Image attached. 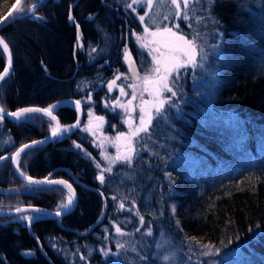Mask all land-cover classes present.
I'll use <instances>...</instances> for the list:
<instances>
[{"label":"trees","instance_id":"obj_1","mask_svg":"<svg viewBox=\"0 0 264 264\" xmlns=\"http://www.w3.org/2000/svg\"><path fill=\"white\" fill-rule=\"evenodd\" d=\"M15 1L0 0V20ZM129 2L27 0L25 11L33 4L36 10L0 31L12 56L0 85L5 111L61 104L55 115L61 126H72L78 109L69 105L91 98L94 113L119 127L123 116L109 82L117 89L130 84L125 47L140 74L149 65L136 40L145 33L142 12L129 10ZM190 8V20L176 24L201 50L197 63L173 80L169 104L134 138L131 165L118 164L101 183L84 155L94 158L95 150L79 130L22 154L20 172L67 181L77 207L56 221L35 214L0 220V264H49L20 217H35L34 237L54 264H183L186 253L197 250L217 253L218 264H264V167L247 170L264 166V157L249 153L256 142L264 145V0H214L211 6L193 0ZM5 65L0 50V72ZM52 128L37 115L0 120V156L6 158L0 161V210L64 209L66 188L25 185L10 164L14 150ZM121 203L131 211L117 212ZM114 226L128 240L122 248L114 243ZM164 241L173 259L165 260ZM105 247L118 258L105 256Z\"/></svg>","mask_w":264,"mask_h":264},{"label":"snow or ice","instance_id":"obj_2","mask_svg":"<svg viewBox=\"0 0 264 264\" xmlns=\"http://www.w3.org/2000/svg\"><path fill=\"white\" fill-rule=\"evenodd\" d=\"M196 3H201V0H195ZM20 3V0H17V4ZM145 3V0H132L131 4H126L125 6L127 8H131L132 11H136V9L133 7V5H142ZM146 3L148 7H152L153 5V0H146ZM193 0H171V4L175 5V12L173 14L175 19H182L184 21H189L190 20V5H192ZM214 3V0H207V4L211 6ZM36 4H33L32 7H29L26 11L28 14H32L36 10ZM71 8V6H70ZM25 9L17 7L15 14L9 13L8 17L4 18L3 20H0V24L7 23L9 20H12L15 18L16 15H19L21 13H24ZM148 15V13H145V16ZM35 19H43L42 17H33ZM91 18V17H89ZM169 16H166L165 19H169ZM68 19L72 21L74 17L71 15V11L69 12V17ZM140 21L143 23L144 22V16L139 17ZM202 19V18H199ZM199 22V20H198ZM191 26V25H189ZM77 27V41L79 42L80 40V34H79V24L76 25ZM179 24H174L172 27H169L167 25L164 26H158L157 30L154 32H149V27H145L144 32L145 36H139L137 35V42L140 44V47L142 49L149 48V43H154L158 45L157 48L151 49L149 51V55L152 54L153 51L160 52L159 56H152V61L155 67L151 68L149 70V74H146L143 77V80L147 85H150L152 88V92L150 94H155L156 98L158 99V103L150 105V107L155 108V112L157 114L161 113V109L165 105V101L159 99V96L161 92L167 91L171 92L172 88L169 86L170 84V77L174 79H178V76H174L173 74L178 73V71L181 68H186L189 64L196 65V60H197V55L201 51L198 49V46L195 42V40H190L185 37L182 33L179 32ZM173 28L177 29L176 31L173 30ZM133 35H136L135 33ZM150 35L153 40L151 42H147V36ZM0 46L3 48L4 53H9V43L5 41L3 37H0ZM160 48L166 49V51H160ZM93 52L96 51V49H92ZM124 58L125 60L129 63V71L134 72L135 74V65L131 60V54L128 52L127 47H125L124 51ZM10 68H11V56L9 55V62L8 65L4 68L3 72H0V81H4L8 75H10ZM47 69H45L46 71ZM151 73H156L158 74L155 79L151 78ZM139 78V77H138ZM120 76L118 75L116 77V80H119ZM115 80L109 82V90L115 85ZM135 88V85H133ZM147 90V87H146ZM121 94H125L123 88H121ZM175 95V93H173ZM131 103V102H129ZM147 103V102H146ZM76 106L79 109L80 107V101H76ZM119 107H124V105H118ZM57 105H50L47 108H21L15 112H6L4 107L0 105V120L4 119V116H11L16 118L17 120H20L25 117L26 114H31V113H43L49 117L53 121L56 120V117L53 115V111ZM141 118H140V127L136 128L135 131H132L129 133L127 137H125L124 133H120L117 139L120 138H125L128 141V146L127 150L123 155H117L116 157H105V159L108 160L109 164L107 168L101 169V174H99L96 179L99 180L101 183H104L105 181V176L103 175L104 172H111L112 171V164L117 163V162H122L126 163L128 165H131L133 162V157L135 153V147L132 144V137H138L140 133H147L149 131V125L153 121V116L151 114H147V120H145V114L147 113L148 110H146L144 107H141ZM89 116H92V113L89 112ZM97 120L103 122V117H96ZM79 124V121L77 124L72 125L70 127H64L61 130V126L57 122L56 126L52 128V138H57L60 135H62L63 132H67L70 130L71 127H77ZM91 131V128L87 129ZM43 141H33L32 144H25L21 148L17 149L16 153H14L11 156V160L14 164H16L20 158V155L22 152L25 151V149L31 148L34 145H37L39 143H42ZM77 148H80L81 146L79 144L76 145ZM103 155V153H102ZM6 159L3 156H0V161ZM98 168L100 167L99 164L96 165ZM19 171V169H17ZM21 176H24V172H20ZM30 185H40L42 183H47V184H61L65 185L69 190H70V196L68 198L67 204H61V208H68L74 203V192H72V185L69 184L65 180H45V181H40V180H33L31 177H25ZM103 195V194H102ZM115 199V197L113 198ZM120 209L124 208V204H120ZM17 212L22 211L21 209L17 208ZM34 211H40V209H34ZM57 216L61 215V212L56 213ZM20 219L23 220H28L31 222L32 220L35 219V217H20ZM141 223L143 224V217H141ZM116 232L118 234L121 233V228L116 227ZM151 235V231L148 233ZM194 239V238H193ZM122 248L123 245H120ZM105 256H107L109 253L106 250H101ZM204 255H208V253H203ZM25 255H31V252L25 253ZM83 259V257H81ZM168 257H165V260H168Z\"/></svg>","mask_w":264,"mask_h":264},{"label":"rangeland","instance_id":"obj_3","mask_svg":"<svg viewBox=\"0 0 264 264\" xmlns=\"http://www.w3.org/2000/svg\"><path fill=\"white\" fill-rule=\"evenodd\" d=\"M16 2H14L15 4ZM132 3V0H130L129 4ZM27 5V1L24 4ZM23 7V9H24ZM133 7L136 9V11H140L142 12L140 16H144V29L145 27H149V32H154L157 30L158 26H164L167 25L169 27H172L174 24H176V21L182 20V19H175L173 14L175 12V5L171 4V0H153V5L152 7H148L146 0L145 3L142 5H133ZM129 10L132 11L131 8H129ZM134 11V12H136ZM8 12V11H7ZM6 12V13H7ZM148 13V15L145 16V13ZM5 13V15H6ZM27 13L26 11L22 14ZM4 15V16H5ZM139 16V17H140ZM166 16H169V19H165ZM4 18V17H3ZM174 31H176L177 29L173 28ZM146 34L144 33V35H140V36H145ZM136 40H137V35H136ZM153 40V38L148 35L147 36V42H151ZM80 43V42H78ZM158 45L154 44V43H149V48L146 49H142L140 47L139 44V48L140 50H142V52L144 54H146L147 59L149 61V65L146 68V73L145 74H140L138 72V67L135 64L134 61H132L135 65V74L132 71H129V63L125 60L124 55H123V62L125 63L127 70L129 72V74L127 75L126 80H129V85L128 88L125 86V88L123 87H118L117 89V85L115 84L110 91L111 95L117 96L116 102L114 104V108L118 109V111L120 112V114L123 116L122 119L120 120L119 124L120 126H110L108 125L107 121L103 119V122L99 121L96 119L97 116L94 113V102L92 103L91 98H87V99H83L80 101V107L79 109L76 106V102H73L71 105H69V107H74L77 108L78 110L81 111V122L77 127H71L69 131L67 132H63V134H67L69 132H72L73 130H79L82 133H86L90 139L91 142V147L95 150V156L94 158L90 157L86 152L84 153L83 149L77 148L76 145L74 144V148L80 150L81 152L84 153V155H86L90 160L93 161V164H95L96 169L98 170L99 174H101V169L103 168H107L108 167V160L105 159V157H116L117 155H123L126 150H127V146H128V141L125 138H120L117 139V137L119 136L120 133H124L125 137H127L129 135L130 132L135 131L136 128L140 127V118H141V107H144L147 111V113L145 114V120H147V114H151L153 116V120H155L159 114H157L155 112V108L154 107H150V105L156 104L158 103V99L156 98L155 94H150V92H152V88L150 85L145 84L143 77L146 74H149V70L153 67H155V65L153 64L152 61V56H159L160 52H156L153 51L151 55H149V51L151 49L157 48ZM199 49V48H198ZM160 51H166V49L164 48H160ZM129 52V51H128ZM132 60V57H131ZM197 60H198V55H197ZM196 60V63H197ZM194 65L189 64L186 68H181L178 73L173 74L174 76H178L180 74V72H184L186 69H188L189 67H192ZM151 78L155 79L156 76L158 74L156 73H151ZM139 77V78H138ZM179 77V76H178ZM170 84L169 86L172 88L173 85V78L170 77ZM133 85H135V88L133 87ZM147 87V90H146ZM121 88H123L124 93L125 94H121ZM114 90H117L115 94H113L112 92H114ZM174 92H167V91H163L161 92L159 99L164 100L165 101V105L164 107L169 104L170 99L174 96L173 95ZM131 102V103H129ZM147 102V103H146ZM57 105V107L55 108V111H57L58 109H60L59 107H61V104H55ZM118 105H124V107H119ZM162 110V109H161ZM89 112L92 113V116H89ZM74 125V124H73ZM150 126V125H149ZM148 126V127H149ZM64 127H70V126H62L61 129H63ZM91 128V131L87 130ZM143 134V133H140ZM139 134V135H140ZM136 137H132V144H133V140ZM259 142H256V144H254L253 147V152H249L251 157H254V154L257 152V155L264 157V145H259ZM27 152V151H26ZM25 152V153H26ZM103 153V155H102ZM248 153V154H249ZM24 154V153H23ZM22 156V155H21ZM21 158V157H20ZM19 158V160H20ZM18 160V162H19ZM10 163H11V158H10ZM19 164V163H18ZM99 164L100 167L98 168L96 165ZM118 164H125L128 165L126 163H122V162H117L112 164V169L116 166H118ZM264 166L260 167H253V168H247V170H250L249 172H252V169H257V168H263ZM104 174H107V172H104ZM70 196V194H69ZM68 202V200H67ZM66 202V204H67ZM131 207L127 208L126 206H124L123 209H120V207H118L117 212H130L131 211ZM26 215V214H25ZM28 215V214H27ZM31 215V214H29ZM21 221H24L23 219ZM28 221V220H27ZM116 227L118 226H114V243L118 246V245H123L124 242H128V240H124V238L122 239V234H118L116 232ZM122 233V232H121ZM162 250L165 253V257H169L171 259H173L174 257L171 256H175L174 253H172L171 247L169 246V242L164 241V243L162 244ZM106 251H108V255L109 256L112 252V250H110L109 247H105ZM195 252H188L186 253L187 255L184 257V259L186 260L187 263H183V264H202V261L207 262L208 264H218V258L217 256H219L217 253L212 252V251H208V255H204L203 253L206 252H202L200 250H197ZM112 255L118 258V252L117 251H113ZM199 258L200 261H199Z\"/></svg>","mask_w":264,"mask_h":264},{"label":"water","instance_id":"obj_4","mask_svg":"<svg viewBox=\"0 0 264 264\" xmlns=\"http://www.w3.org/2000/svg\"><path fill=\"white\" fill-rule=\"evenodd\" d=\"M26 1H27V0H20V3L17 4V0H16V1H15L16 3L14 4V6H13V7H12V8L6 13V15L4 16V18L8 17L9 13H13V14H15V12H16V8H17V7L23 8V7H24V4L26 3ZM71 15H72V14H71ZM17 17H18V15H16L14 19H16ZM4 18H2L1 20H3ZM14 19L9 20L7 23L0 24V31H1L5 26H7V25H9L11 22H13ZM76 25H77V23H75V26H76ZM77 31H78V30H77ZM0 37H1V35H0ZM76 43L78 44L77 39H76ZM0 50L2 51L3 56L6 58V65H5V67H6V66L8 65V62H9V55L11 56L10 49H9V53H4V52H3V48H2V46H0ZM11 70H12V56H11V68H10V72H11ZM8 76H9V75H8ZM8 76H7V77H8ZM7 77H6V78H7ZM5 80H6V79H5ZM5 80H4V81H5ZM4 81H0V85H1ZM67 103H68V102H67ZM29 108H30V107H29ZM14 112H15V111H14ZM77 113H78V115H77V118H78V119H77V121L75 122V124H77L78 121H79V124H80V122H81V116H80L81 111H80V110H77ZM27 115L43 116L44 118H46V119L52 121V123H53V128L56 126L57 122H58L59 125L61 126V124H60V122H59V119H57V116L55 115V112H53V115L56 117V120H55V121H53V120L51 119V117H49V116H47V115H45V114H43V113H31V114H26L25 116H27ZM4 119H5V120L18 121L16 118L11 117V116H7V115L4 116ZM79 124H78V125H79ZM61 127H62V126H61ZM61 130H62V129H61ZM57 138H58V137H57ZM57 138H52V132H51L50 135H48L47 137L41 138L40 140H35V141H43V142H42V143H39V144H37V145H34V146H32L31 148L25 149V151L22 152L21 155H22L23 153H25L26 151H31V149L42 148V146L50 145V144H52V142H54ZM32 142H33V141H32ZM32 142H31V143H28V144H32ZM22 146H23V145H21V146L18 147L17 149L21 148ZM17 149L14 150L13 154L16 153ZM13 154H12V155H13ZM12 155H11V156H12ZM21 155H20V157H21ZM10 158H11V157H10ZM10 164H11V166H12V170H13V173L15 174L16 178H17L21 183H23V184H25V185L36 186V187H44V186H46V187H53L54 185H60V186H62L63 188H66L67 192H68L69 194H71V193H70V190H69L65 185H61V184H47V183H42V184H40V185H30L29 182H28V180L25 178V177H29V176H27V175H25V174H24V176H21V175H20V169H19V164H18V162H17L16 164H14V163L12 162V160H11V163H10ZM17 169H19V171H18ZM32 179H33V180H40V181H45L46 179H47V180H62V179H57V178H54V179H49V178L36 179V178H33V177H32ZM69 184H70V183H69ZM72 192H74V197H73V198H74V203H73L70 207H68V208H66V209L64 208V209H62V210H55V211H52V210L43 209V208H40V207H37V206H34V207H32V206H23V207L19 208V209L22 210V211H20V212H17V211H16L17 208H13L12 210L2 209V210H0V220H2V219H13V218L18 217V216H23L24 214H31V215H34V214H35V215L39 216V218H38L39 220H45V219H46V220H55V221H56V220H61V219H63L64 217H66V214L71 213V212L77 207V199H78V196H77V193H75L73 187H72ZM34 209H40V211H34ZM58 211L61 212V215H60V216H57V215H56V213H57ZM34 221H35V219L32 220L31 222H29V221L26 222V227H27L28 233H29V234L31 235V237L36 241V243H37V245H38V248H39V251H40V253H41L43 259H45L46 262H48L49 264H54V263L52 262V260L49 259L48 255L45 253L44 249L41 247V245H40L38 239L34 237V234H33V232H32V228L30 227L31 223H34Z\"/></svg>","mask_w":264,"mask_h":264}]
</instances>
